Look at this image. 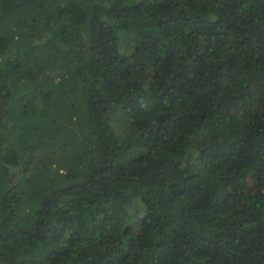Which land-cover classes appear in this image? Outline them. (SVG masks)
Wrapping results in <instances>:
<instances>
[{
	"label": "trees",
	"instance_id": "16d2710c",
	"mask_svg": "<svg viewBox=\"0 0 264 264\" xmlns=\"http://www.w3.org/2000/svg\"><path fill=\"white\" fill-rule=\"evenodd\" d=\"M0 264H264V0H0Z\"/></svg>",
	"mask_w": 264,
	"mask_h": 264
},
{
	"label": "rangeland",
	"instance_id": "374dc122",
	"mask_svg": "<svg viewBox=\"0 0 264 264\" xmlns=\"http://www.w3.org/2000/svg\"><path fill=\"white\" fill-rule=\"evenodd\" d=\"M125 54H128L129 53V50H127L126 52H124ZM136 205V206H135ZM127 211L131 214V216H136L137 218L142 215V212H143V207L142 205L139 203L138 200L135 201L133 207H129L127 209Z\"/></svg>",
	"mask_w": 264,
	"mask_h": 264
}]
</instances>
